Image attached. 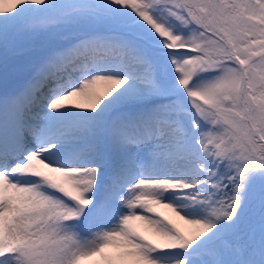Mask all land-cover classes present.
<instances>
[{
  "label": "snow or ice",
  "instance_id": "6c2138e0",
  "mask_svg": "<svg viewBox=\"0 0 264 264\" xmlns=\"http://www.w3.org/2000/svg\"><path fill=\"white\" fill-rule=\"evenodd\" d=\"M0 68V264H264V0H0Z\"/></svg>",
  "mask_w": 264,
  "mask_h": 264
},
{
  "label": "rangeland",
  "instance_id": "374dc122",
  "mask_svg": "<svg viewBox=\"0 0 264 264\" xmlns=\"http://www.w3.org/2000/svg\"><path fill=\"white\" fill-rule=\"evenodd\" d=\"M22 70V66L20 64H10L8 68V82H7V87L11 86V88L14 85L15 82V77L16 75ZM5 87V83L3 80V68H0V91H3ZM10 88V89H11Z\"/></svg>",
  "mask_w": 264,
  "mask_h": 264
}]
</instances>
